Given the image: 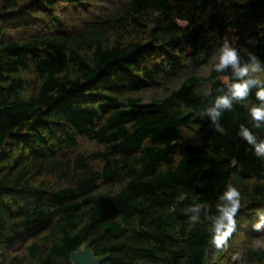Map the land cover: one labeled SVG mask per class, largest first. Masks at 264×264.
<instances>
[{
  "label": "trees",
  "instance_id": "obj_1",
  "mask_svg": "<svg viewBox=\"0 0 264 264\" xmlns=\"http://www.w3.org/2000/svg\"><path fill=\"white\" fill-rule=\"evenodd\" d=\"M225 39L264 60V0H0V264H77L86 244L98 264H264V158L237 135L255 89L218 128L200 115L229 78L212 70ZM229 184L242 208L220 252Z\"/></svg>",
  "mask_w": 264,
  "mask_h": 264
},
{
  "label": "clouds",
  "instance_id": "obj_2",
  "mask_svg": "<svg viewBox=\"0 0 264 264\" xmlns=\"http://www.w3.org/2000/svg\"><path fill=\"white\" fill-rule=\"evenodd\" d=\"M216 73H228L222 94L215 97L212 104L202 110L201 118H206L210 123L219 127V121L224 112L233 109L234 104L245 102L253 89H255V100L257 103L247 107L248 124H240L237 135L244 141L254 155L264 158V139H260L259 133L255 130L264 129V60H261L252 52L247 57L241 55L239 49L227 39L223 41L218 49L216 62L212 66ZM209 205L199 203L188 206L183 210L189 217V221L195 225L201 219V214L207 215ZM242 208L241 194L237 188L231 184L219 195L218 202L215 204V215L211 217V240L210 243L220 252L228 248V241L236 230L237 218ZM255 223L253 230L264 233V208H258L254 212ZM260 246L256 242L254 249ZM233 264H248L247 256L241 253L232 255Z\"/></svg>",
  "mask_w": 264,
  "mask_h": 264
},
{
  "label": "water",
  "instance_id": "obj_3",
  "mask_svg": "<svg viewBox=\"0 0 264 264\" xmlns=\"http://www.w3.org/2000/svg\"><path fill=\"white\" fill-rule=\"evenodd\" d=\"M71 259L77 264H98L104 257H93L89 245L86 244L82 249L74 251Z\"/></svg>",
  "mask_w": 264,
  "mask_h": 264
},
{
  "label": "rangeland",
  "instance_id": "obj_4",
  "mask_svg": "<svg viewBox=\"0 0 264 264\" xmlns=\"http://www.w3.org/2000/svg\"><path fill=\"white\" fill-rule=\"evenodd\" d=\"M261 78L264 79V76H262Z\"/></svg>",
  "mask_w": 264,
  "mask_h": 264
}]
</instances>
